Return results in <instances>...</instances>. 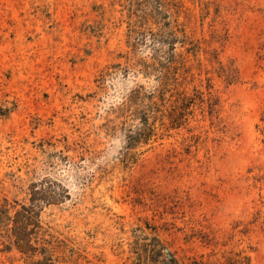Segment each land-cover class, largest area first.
Instances as JSON below:
<instances>
[{"label":"rangeland","instance_id":"rangeland-1","mask_svg":"<svg viewBox=\"0 0 264 264\" xmlns=\"http://www.w3.org/2000/svg\"><path fill=\"white\" fill-rule=\"evenodd\" d=\"M48 182L0 264H264V0H0V208Z\"/></svg>","mask_w":264,"mask_h":264},{"label":"trees","instance_id":"trees-1","mask_svg":"<svg viewBox=\"0 0 264 264\" xmlns=\"http://www.w3.org/2000/svg\"><path fill=\"white\" fill-rule=\"evenodd\" d=\"M50 183V184H48ZM47 188L41 185L31 186V200L28 205L19 204L13 215L7 214L5 207L0 208V224L7 223V236L12 246L21 254L45 255L46 248L38 246V232L41 229L38 208L40 203L47 205L58 204L68 198V192L48 182ZM58 189V190H57ZM44 259L46 257L44 256Z\"/></svg>","mask_w":264,"mask_h":264}]
</instances>
